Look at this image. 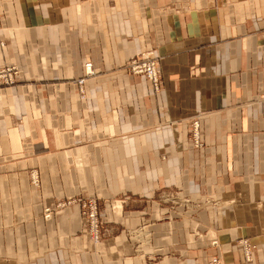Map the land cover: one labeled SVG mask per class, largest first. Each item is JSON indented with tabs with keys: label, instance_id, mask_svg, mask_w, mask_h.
<instances>
[{
	"label": "crops",
	"instance_id": "obj_1",
	"mask_svg": "<svg viewBox=\"0 0 264 264\" xmlns=\"http://www.w3.org/2000/svg\"><path fill=\"white\" fill-rule=\"evenodd\" d=\"M0 12V65L21 76L0 86V264H264V0H0ZM148 51L156 89L123 67ZM29 167L41 200L16 175ZM164 192L192 202L170 210ZM74 193L96 201L102 238L56 249L35 205Z\"/></svg>",
	"mask_w": 264,
	"mask_h": 264
},
{
	"label": "rangeland",
	"instance_id": "obj_2",
	"mask_svg": "<svg viewBox=\"0 0 264 264\" xmlns=\"http://www.w3.org/2000/svg\"><path fill=\"white\" fill-rule=\"evenodd\" d=\"M13 67H14V70L16 72L15 73L12 72V76H13L12 81L10 83H5V84L0 83V86H12L15 83H19V81L21 79L20 78L21 76L19 75L18 70H16V67H15L14 63H12L11 67L7 66L6 64L3 65V69L10 68L12 70ZM76 89H77V92H83V90L81 88L79 89V87H77ZM20 171L24 172L23 175H24V179H25V183L27 184V187L33 188V191L35 193L33 198H38V199L41 200L43 193H42V189L40 187V174H39L38 170L36 169V167H29L28 169H24V170L23 169L22 170H16V172H17L16 175L17 176L19 175ZM5 187L7 188V190L9 189L10 193L12 192L10 190L12 187L10 186V184L8 182H7V185L4 186V188ZM15 187H17V188H15V191H13L12 194H14V196L17 195L18 198H19V202L23 205L24 202L21 199L22 192L20 191L21 187H20L19 181H18V183H16ZM178 195L179 194L174 193V197L176 196L175 200H171V199L169 200L168 198L164 197V195H162L160 197V198H162L161 202H163V201L169 202L170 206L167 207V208L170 209V210H174L173 206L180 205L179 204L180 203L179 199H182V202L183 201H188V200L190 202H192L189 197L188 198L179 197ZM91 200L94 201L95 214H97L94 227H93V221L90 222V220L86 219V215H85V211L88 209V206H89ZM50 201L51 202H49V203L46 202L45 204L44 203L37 204V205H35V207L39 208V216H40L39 219L42 220V224L44 223L43 224L44 229L46 228L45 223L47 222V220L49 218H50L49 221L53 222L52 223L53 224V230H54L53 232H54V236H55V240H56L55 243H56V245H58V247L56 249H58L59 247L62 246L61 245L62 242L60 241V239L62 237H69V236L72 237V236L78 235L81 238L83 236V234H84L85 238L87 240L89 238V240H91L92 242H96V241H100L101 240V238H102L101 230L102 229H100V217H99V214L97 212L96 201L92 197H86V196L84 197V196H80L79 194H75L74 193V195H71V196L68 195V196H63V197H60V198L59 197H56V198L52 197V199ZM181 205H183V203ZM3 208L6 209V210H8V209L12 210L11 209V205L8 207V204L4 205ZM64 209L66 211L73 212V214L75 215L74 218L77 219V221L79 220V223L76 224L75 226H72V227H64V226L61 227L60 225H58L57 221L55 220V217H56L55 214L57 212H60V210H64ZM9 220H12V219H9ZM23 220L24 219H22V221ZM20 225L23 227L24 222H21ZM61 225H63V224H61ZM13 227H14L13 224L9 226V229H10V232H11L10 235H14V238H15V234H17V233H16V229H13ZM21 229H23V228H20V230ZM23 232H25V231H23ZM95 232H96V234L94 235ZM130 233L132 235H136V236L142 234L141 231H137V230H134V231H132ZM5 234L6 233L3 232L0 235L1 238L3 239V240L1 239L2 240L1 243L4 242ZM25 235L26 234L23 233V240L22 241H26L25 240ZM137 237H139V236H137ZM137 237H135V238H137ZM70 250L71 249L69 247L65 248L64 249V251H66L65 254L69 253ZM211 257H209V258H211ZM213 257H216L217 259H219L215 255H213ZM207 261H209V259ZM220 262H221V260H220ZM207 264H208V262H207Z\"/></svg>",
	"mask_w": 264,
	"mask_h": 264
},
{
	"label": "built area",
	"instance_id": "obj_3",
	"mask_svg": "<svg viewBox=\"0 0 264 264\" xmlns=\"http://www.w3.org/2000/svg\"><path fill=\"white\" fill-rule=\"evenodd\" d=\"M155 56L151 55V53L148 51L144 54H137L130 56L128 61H126L123 65V67L126 68L128 72H131L133 74H139L144 76L147 80L151 82V84L155 87L158 86V72L155 64ZM88 65V64H87ZM91 68V67H90ZM12 72H14L13 68L12 70L10 68L1 69L0 68V83H10L12 81ZM88 73H92V68L90 70H85L84 75ZM78 84L80 83V80H77ZM189 124V141H199V138H197V130L199 129V124L197 123V118H191L188 122ZM164 197L168 198L169 200H175L174 194L171 192H164ZM86 219L90 220V222L93 221V227L95 226V220L97 214H95V204L94 201H90V204L88 206V209L85 211ZM96 232L94 233V235ZM209 264H221L220 261L213 257Z\"/></svg>",
	"mask_w": 264,
	"mask_h": 264
},
{
	"label": "bare ground",
	"instance_id": "obj_4",
	"mask_svg": "<svg viewBox=\"0 0 264 264\" xmlns=\"http://www.w3.org/2000/svg\"><path fill=\"white\" fill-rule=\"evenodd\" d=\"M0 19H1V12H0ZM0 25H1V23H0ZM144 53H146V52H144ZM144 53H141V54H144ZM151 53V52H150ZM151 55H153L152 53H151ZM133 56V55H132ZM153 56H155V55H153ZM129 59V58H128ZM154 59H155V64H156V68H157V72H158V77H159V73H160V66L158 65V61H157V57L155 56L154 57ZM128 61V60H127ZM88 64V65H87ZM3 65L4 64H1L0 65V68L2 69L3 68ZM7 66H9V67H11L12 65L11 64H6ZM16 67V70H17V66H15ZM84 70L83 71H85V70H90L91 68H90V63H89V61L88 62H84ZM13 70H14V67H13ZM14 72H16L15 70H14ZM92 72H93V69H92ZM131 73V72H130ZM92 74V73H91ZM90 73H88V74H86L85 73V75H84V72H83V75L82 76H79V77H77V78H73L74 79V81L76 82V84H77V86L79 87V89L81 88V85H82V80L86 77V76H90L91 75ZM133 74V73H132ZM77 80H80V83L81 84H78L77 83ZM152 85V84H151ZM152 87H153V89H156L157 87H155L154 88V86L152 85ZM82 89V88H81ZM80 94H82L83 92H79ZM194 118H197V123H198V119H199V117L198 116H194ZM193 118V119H194ZM199 124V123H198ZM196 136H197V138H199V140H200V127H199V129L197 130V134H196ZM192 142V145H194V146H197V147H199V146H201L202 145V142L200 141V143H199V141H197V140H195V141H191ZM176 197V196H175ZM174 197V198H175ZM242 241V240H241ZM241 247H242V251H243V253H244V259H245V261L246 262H248L250 259H251V252H250V249H249V245H248V243H247V241L246 240H244L242 243H241ZM213 258V257H212ZM211 258V259H212ZM219 260V259H218ZM220 261V260H219ZM210 262V261H209ZM221 264H223L222 263V261L220 262ZM209 264V263H208Z\"/></svg>",
	"mask_w": 264,
	"mask_h": 264
}]
</instances>
